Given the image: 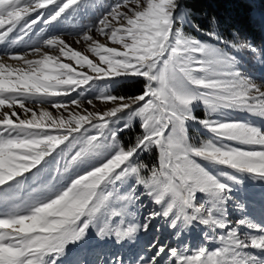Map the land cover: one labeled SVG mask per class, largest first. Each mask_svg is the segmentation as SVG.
<instances>
[{
    "label": "snow or ice",
    "instance_id": "snow-or-ice-1",
    "mask_svg": "<svg viewBox=\"0 0 264 264\" xmlns=\"http://www.w3.org/2000/svg\"><path fill=\"white\" fill-rule=\"evenodd\" d=\"M93 7L0 0V264H264V79L244 67L264 45L182 0H116L67 33L90 58L56 26Z\"/></svg>",
    "mask_w": 264,
    "mask_h": 264
},
{
    "label": "trees",
    "instance_id": "trees-1",
    "mask_svg": "<svg viewBox=\"0 0 264 264\" xmlns=\"http://www.w3.org/2000/svg\"><path fill=\"white\" fill-rule=\"evenodd\" d=\"M182 4L191 14L190 18L201 26L206 27L207 18L216 15L226 33L239 29L257 45H264V28L258 23L260 14L264 15V0H256L255 3L247 0H182ZM248 15L254 18V23L249 22ZM185 27L192 31L189 25ZM142 85V80L130 79L122 81L112 91L119 95H135L142 90ZM134 135L135 130L121 134L122 142L130 143ZM148 155V158L144 156V162L154 163L155 153Z\"/></svg>",
    "mask_w": 264,
    "mask_h": 264
},
{
    "label": "rangeland",
    "instance_id": "rangeland-1",
    "mask_svg": "<svg viewBox=\"0 0 264 264\" xmlns=\"http://www.w3.org/2000/svg\"><path fill=\"white\" fill-rule=\"evenodd\" d=\"M250 1L256 2V0H250ZM115 2H116V0H93V3H94L93 8L87 9V10L82 9L80 11V13L75 17V19L70 18L69 20H66V21L61 23L62 27L60 26V27H56V28L58 31H64V33H65L64 38L66 39L67 42L72 44V46L77 48V50L82 51L83 54L89 55L90 58H92L91 53L84 51V49L86 48V45L83 42H81L80 44L77 45L75 43L73 36L68 35L67 33L71 32L73 30H78L79 27L82 25L94 24L99 19L101 14L107 10V7L110 4L115 3ZM97 5H102V6H97ZM261 15L262 14H260V16ZM185 25H187V24H185ZM185 30L191 31L190 29H186V27H185ZM93 35L94 36L96 35L95 31H93ZM96 38L100 39L101 42H105V38H101L98 36ZM109 46H113V45L109 44ZM2 48H3V46H2ZM52 54H55V53H52ZM30 58H34V57H30ZM247 61H248V58L246 57L244 67L247 69V71L249 73H251L253 75V77L256 78V80L258 82L260 79H264V67H261V65L259 63H248ZM129 79H133V78H129ZM124 80H126V79H124ZM122 81L123 80H121L119 83L114 84L112 86V88L118 86ZM102 86L103 85H101V87ZM98 91L102 92V91H105V89L100 88ZM83 103H84L85 107H89V110H91L90 106L87 105L86 100L83 101ZM97 103H98V106L102 107V105H99V102H97ZM196 112H197V115L202 116L203 115V108L196 109ZM234 118H245V114H243V113L234 114ZM190 135L192 136V139L195 142L198 139L204 138L207 134L204 132L203 129L200 128L199 125H193L190 128ZM148 157H149V155H145V158H148ZM245 187L250 192L258 193L261 190L259 185H253L250 181H246ZM145 203H147V201H145ZM260 207L261 206L259 204L253 205V211H255V210L258 211L257 208H260ZM146 210L147 209H142V211H146ZM257 216H259V214ZM165 235H167V233H165L162 229L160 238L163 239ZM189 238L192 240H198L199 237H198L197 233H192V234H190ZM91 242L95 243L94 239ZM76 255H77V253L75 251L70 252L69 256L66 257L64 264H72V261L76 258Z\"/></svg>",
    "mask_w": 264,
    "mask_h": 264
}]
</instances>
